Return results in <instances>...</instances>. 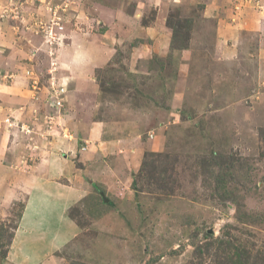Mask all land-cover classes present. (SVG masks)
I'll list each match as a JSON object with an SVG mask.
<instances>
[{
	"label": "rangeland",
	"instance_id": "rangeland-1",
	"mask_svg": "<svg viewBox=\"0 0 264 264\" xmlns=\"http://www.w3.org/2000/svg\"><path fill=\"white\" fill-rule=\"evenodd\" d=\"M0 26V264H264V0H0ZM98 119L101 174L74 155Z\"/></svg>",
	"mask_w": 264,
	"mask_h": 264
},
{
	"label": "crops",
	"instance_id": "crops-1",
	"mask_svg": "<svg viewBox=\"0 0 264 264\" xmlns=\"http://www.w3.org/2000/svg\"><path fill=\"white\" fill-rule=\"evenodd\" d=\"M8 32H11V31H8ZM1 39L2 38L0 36V65L5 61L10 66V63L12 62L11 59H8L10 56L9 55L6 56L5 54L1 53V50L4 49L2 47H5L3 45L5 40H3V39L1 40ZM80 43H82V44L80 45ZM80 43H79V46L76 45L75 48H73V49L76 50L75 51V56H76V59L79 62L85 60V58L87 56V50H88L87 48H89V46L95 45V44H93L94 43L93 41H90V42H87V43H83V42H80ZM101 47L104 48V51H106V52L110 49L109 48L107 50L102 44H100V48ZM70 54L72 56V52ZM5 68L7 70H9L8 66H5ZM12 76L16 77V74L14 75L13 73H4V72L1 73L0 72V109L3 108V106H4V105H2V103H4L5 101H8V100L11 99L9 97V95H8V92L10 91V88H11V85H12V84H9L12 80L10 82L7 80L8 83L7 82L5 83V82H3L1 80L5 79L6 77H12ZM125 123L126 122H123L119 126V128H122V127L124 128ZM86 127H87V130H86L87 131L86 132L87 136L84 137V138L82 137L81 141L82 140H86L87 141V145L83 149H76L75 148L76 150L74 152V155L77 156V161H79L80 164H83V165L90 164L88 168L94 166L95 169H96L98 167L100 170L97 169L98 170L97 173L101 174V171H102L101 167H100L101 164H98L99 155H100L99 153H100V150H102V147L105 148V146L107 145L106 142L104 143L102 141H104V140L107 141L108 140L107 138L110 136V134L108 133V134L105 135V130L106 129H111L112 124L109 121H104L103 119H98V120L93 121V122H88ZM80 133H82L83 135H86L85 132H81L80 131ZM70 143H72V142L70 141ZM72 151H74V150H72ZM121 167L122 166L119 167L120 170H121ZM85 170H87V169L86 168L76 167V168H74L73 175L76 173L75 177L77 176V177H79V179H83L81 177L82 176L81 172H85ZM110 170L111 171L108 172V174L110 176H114V175L118 176V167H117V165H116V167H114L113 169H110ZM94 172L95 171H93V173ZM70 173H71V171L65 172L66 175L70 174ZM61 174H63V172H61ZM73 175H71L68 178L69 179L74 178ZM107 177H109V176H105V179H107ZM51 182L52 181H46L45 182V180H42V182H40V185L38 186L39 190H40V194L41 195H46V194L49 195L50 194L49 198L47 196H45L44 199H46L47 201H48V199H50L51 201L53 200V201H55L58 204V206H59V201H60V203L62 202V205H64L65 202H66V200H65L66 198L65 199L63 198V200H62L61 199L62 196L61 197L58 196V194H59L58 187H56ZM46 205H47V203H46ZM33 207H34V209L33 208L31 209L32 213L30 215L31 216L30 222H32V224H33V221L34 222L36 221L34 223V227L35 228L36 227L41 228V226H38L39 220H37V216H36V212H39V209H41V207H39L38 204L36 205V201H35V205ZM34 227H31V229H33ZM21 233L22 232H20L19 234H21ZM64 234L65 233H63L61 236H63ZM36 237L38 238V236H36ZM17 238L20 239V236L18 235ZM21 238H22V234H21ZM40 243H39V241H35L33 243L30 242V241H27V245L29 246L28 247L29 248L28 249L29 250V252H28L29 254L27 253L26 255H24V252H22V240H21L19 247H17V244H16V246L13 247V249L11 250V253H13V255H12V257L11 256L10 257L12 258V260L17 262L18 264H31V263L34 262V259H37V257H38L37 255H38V253L41 250V247L39 246Z\"/></svg>",
	"mask_w": 264,
	"mask_h": 264
},
{
	"label": "built area",
	"instance_id": "built-area-1",
	"mask_svg": "<svg viewBox=\"0 0 264 264\" xmlns=\"http://www.w3.org/2000/svg\"><path fill=\"white\" fill-rule=\"evenodd\" d=\"M57 24V23H56ZM52 27H49V29H47V36L46 37H48L49 39H50V34H52V30L53 29H51ZM57 29H62V27H61V25H58V27H57ZM51 43V42H50Z\"/></svg>",
	"mask_w": 264,
	"mask_h": 264
}]
</instances>
